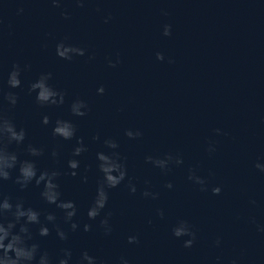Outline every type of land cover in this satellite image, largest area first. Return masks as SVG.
<instances>
[{
  "label": "water",
  "instance_id": "95a60500",
  "mask_svg": "<svg viewBox=\"0 0 264 264\" xmlns=\"http://www.w3.org/2000/svg\"><path fill=\"white\" fill-rule=\"evenodd\" d=\"M165 24L168 36L162 34ZM60 41L84 48L85 55L71 61L57 57ZM157 52L163 60L156 59ZM14 63L30 68L21 72V86L12 89L7 75ZM42 72L52 73L49 83L65 93L63 105L42 108L35 93H28ZM100 86L103 95L96 93ZM9 92L18 97L14 107L3 99ZM77 97L88 105L84 117L69 111ZM0 114L26 133L21 145L7 144V150L18 160H34L38 174L58 170L61 199L77 207L78 228L70 231L62 211L41 199L42 185L33 182L20 190L14 183L18 170H10L9 179L0 182V195L40 211L42 222L52 212L67 233L60 241L48 224L49 235L39 237V226H31L41 250L55 256L69 248L70 264L83 250L97 264H119L121 256L129 264H264V232L257 231L264 225V173L254 167L258 159L264 161V0H84L82 6L61 0L59 7L50 0H0ZM44 115L48 125L41 123ZM57 118L74 123L71 140L52 136ZM128 129L141 136L129 139ZM93 135L99 139L93 141ZM109 137L117 141L128 175L109 190L101 215L89 220L100 178L95 153L108 151L103 140ZM77 138L88 151L72 157ZM209 143L215 147L211 154ZM29 144L42 148V155L29 156ZM165 154L179 155L183 163L162 173L145 162V156ZM72 158L80 162L76 176L67 168ZM189 169L205 179L206 191L187 179ZM128 178L135 194L125 186ZM216 186L221 192L213 195ZM145 190L157 198L143 197ZM106 212H111L109 236L99 228ZM180 219L195 232L191 248L183 247L187 237L172 235ZM130 235L136 243H128Z\"/></svg>",
  "mask_w": 264,
  "mask_h": 264
},
{
  "label": "clouds",
  "instance_id": "9594fccd",
  "mask_svg": "<svg viewBox=\"0 0 264 264\" xmlns=\"http://www.w3.org/2000/svg\"><path fill=\"white\" fill-rule=\"evenodd\" d=\"M51 4L59 7L61 0H50ZM78 6H82L84 0H75ZM23 11V9H19ZM67 19L66 13H61ZM107 19H110L107 18ZM107 19L105 22H107ZM162 34L164 36L170 35V25L163 26ZM55 54L57 57L71 61L74 57L84 56L85 49L67 44L60 41L55 46ZM89 60L93 59L91 55ZM157 60H163L162 53H156ZM118 59L116 63H118ZM171 63V61H169ZM110 67H115V63L109 60ZM30 65L25 64L23 68L19 64H13L11 70L7 75V86L15 89L21 86V72L29 70ZM52 79V73L42 72L35 80L29 83L27 91L29 94L35 93V103L40 107L61 106L65 103V93L58 90L49 81ZM104 87L100 86L96 89L98 95H103ZM10 107L17 104V95L15 93H6L3 97ZM69 111L74 117H84L88 112L87 103L80 99L75 98L69 105ZM41 123L44 125L49 124V117L42 116ZM217 134L220 129H215ZM76 134V127L71 120L57 118L52 127V136L59 137L63 140H71ZM125 136L129 139H135L141 136V132L137 130L128 129L125 131ZM25 129L23 127L17 129L12 121L0 114V182L9 179L10 170L17 169L18 174L15 177L14 183L17 184L20 190H24L29 184L34 182L35 186H41L40 191L41 199L48 205H55L63 213V222L69 225L70 231H76L78 228L77 222L73 218L77 215V207L74 201L61 199V192L57 178L61 175L58 170H41L38 174L36 163L32 159L18 160L17 153L7 150V144L15 143L21 145L25 140ZM93 141L99 139L98 135H93ZM104 148L108 151H97L95 153L96 169L100 173V178L97 180L95 194L87 209V217L89 220H95L101 215L105 209L108 199L109 190L118 187L127 178V167L125 159L117 150L119 145L116 140L112 138H105L103 140ZM88 151L87 146L83 143L82 139L77 138L76 146L73 148L72 157H78L81 153ZM206 151L211 154L215 151L212 143H209ZM26 152L31 157H39L43 153L42 148L34 147L29 144ZM51 157H57L55 148L50 153ZM145 162L150 163L153 167L160 169L162 173L169 170L171 164L179 166L183 163L179 155L175 157L171 154H165L161 157H153L151 155L145 156ZM79 160L72 158L67 161V168L71 170L70 175L76 176L77 169L79 168ZM254 167L261 173H264V161L258 159ZM87 171V169H85ZM68 174V173H66ZM88 177L83 175L82 182H87ZM187 179L196 185L200 186L201 191L207 190L206 181L201 176L197 175L193 169H189ZM131 194L137 191L136 185L130 178L127 179L125 185ZM165 188L171 189L172 184L167 183ZM211 192L217 195L221 192L219 186L212 187ZM141 195L145 198L156 199L157 193L150 191H143ZM250 203L255 204V201ZM157 215L163 217V211L157 209ZM41 212L32 207H26L22 200H17L15 203L10 202L9 197L0 195V264H70L72 260V252L69 248H61L59 252L53 256L48 251L41 250L39 243L34 239L31 226L38 225L37 235L39 237H47L49 235L48 224H52L56 230V236L60 241L67 240V233L56 224L57 217L52 212L44 215V222L41 221ZM111 212H106L102 219L99 221V228L102 230L104 236H109L112 232V225L110 223ZM151 223V221H149ZM90 225L83 224V231H90ZM172 235L177 238L183 239V247L191 248L196 238L195 232L192 230L191 225L183 220H178L172 227ZM257 231L264 232V225H257ZM129 244L136 243L137 237L130 235L127 237ZM215 244L219 246L220 240L217 239ZM219 259V258H217ZM76 264H97V258L90 255L87 250L80 253L79 259ZM119 264H129L128 259L124 256L119 257ZM235 264V262H233Z\"/></svg>",
  "mask_w": 264,
  "mask_h": 264
}]
</instances>
